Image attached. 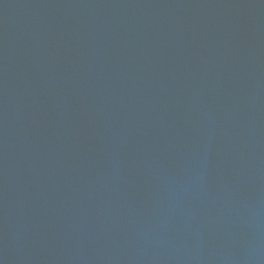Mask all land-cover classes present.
Returning <instances> with one entry per match:
<instances>
[{
  "label": "water",
  "instance_id": "1",
  "mask_svg": "<svg viewBox=\"0 0 264 264\" xmlns=\"http://www.w3.org/2000/svg\"><path fill=\"white\" fill-rule=\"evenodd\" d=\"M0 264H264V0H0Z\"/></svg>",
  "mask_w": 264,
  "mask_h": 264
}]
</instances>
